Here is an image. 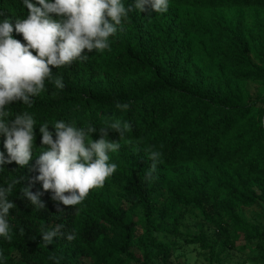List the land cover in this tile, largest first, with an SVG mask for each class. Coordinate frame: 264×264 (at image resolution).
<instances>
[{
	"label": "trees",
	"instance_id": "16d2710c",
	"mask_svg": "<svg viewBox=\"0 0 264 264\" xmlns=\"http://www.w3.org/2000/svg\"><path fill=\"white\" fill-rule=\"evenodd\" d=\"M31 2L39 6L37 0ZM131 8L129 17L122 20L123 30L109 38V49L91 53L85 49L86 60L53 68V75L63 78V89L46 81V90L31 98L32 107L19 101L6 107L9 119L28 112L36 126L29 164L21 168L12 162L0 168V186L24 178L9 197L16 205L7 217L13 239L8 242L0 237V251L7 257L0 264H57L49 259L53 255L62 257L59 264H81L87 257L98 259L94 264H131L129 250L138 223L128 218L125 206L108 201L99 190L86 207L65 206L52 200V193L45 192L41 182H32L38 175L34 166L42 151L41 124H49L54 139L52 125L58 120L78 128L94 126L97 131L92 138L98 139L99 128L113 118L131 125L121 145L144 141L145 147L155 146L163 154V163L157 165L151 180L145 176L150 159L138 162L125 178L127 193L142 208V225L151 238L165 230L158 219L163 205L177 201L198 209L220 240L229 239L230 222L237 234L250 233L253 228L264 260V229L252 226L239 212L261 206L264 214V66L259 74L255 62L264 50V37L257 31L264 23V0H169V8L162 14L150 8L140 12L135 4ZM27 14L23 0H0V22L8 18L14 27L16 19ZM12 35L27 43L15 30ZM225 51L235 66V78L229 74ZM194 67L201 72V82L181 77L182 69ZM207 75L227 82L218 89H204ZM257 81L263 94L254 100L247 84ZM98 82L117 88L120 95L109 98L86 92ZM117 101L130 106L118 109ZM256 103L262 107H254ZM118 135L109 130L110 139L116 140ZM4 139L0 135V152L7 157ZM176 167H201L210 174L172 179ZM30 182L32 192L42 193L43 209L22 197L20 188ZM212 185L221 189L220 210L216 204L210 208L205 204L215 192ZM57 225H63L65 234L74 233L76 239L54 238L52 245L43 246L41 228ZM116 228L119 234L114 241ZM186 242L199 244L211 256L218 243L210 241L205 232L187 237ZM164 253L162 263L170 264L168 250Z\"/></svg>",
	"mask_w": 264,
	"mask_h": 264
},
{
	"label": "clouds",
	"instance_id": "9594fccd",
	"mask_svg": "<svg viewBox=\"0 0 264 264\" xmlns=\"http://www.w3.org/2000/svg\"><path fill=\"white\" fill-rule=\"evenodd\" d=\"M23 0L28 9L27 17L16 19L13 27L10 19L0 22V135L5 137L4 152H0V168L15 162L21 168L33 159L34 128L36 121L28 112L9 119L6 107L13 102H22L32 107V97L46 90V81L57 89L65 87L61 76L53 75V68L59 69L71 65L77 60H86L85 49L103 52L110 48L109 38L123 30L122 20L129 17L131 7H125L122 0ZM135 8L140 12L149 8L155 13H165L169 0H136ZM55 14L56 18H53ZM22 34L26 44L13 38V31ZM35 52V54H33ZM128 103L117 101L121 110L129 108ZM39 127L42 151L36 159L34 170L38 175L32 182L39 181L45 192L52 193L51 199L65 206L81 204L90 190L102 188L106 180L117 170L116 163H110L109 153L117 152L120 141L131 131L128 122L110 119L99 128V138L93 139L97 131L94 126L78 128L73 123L58 120L52 125ZM109 130L118 133V139L109 138ZM148 159L152 161L145 173L146 179H152L157 165L163 163L162 152L155 146H147ZM23 177L13 179L7 186H0V237L11 242L13 236L8 215L16 205L9 197ZM32 183L20 188L22 197H26L36 209L45 207L42 193L31 191ZM63 225L52 229L41 228L43 246L54 243V238L64 237L69 242L76 239L74 233L65 234ZM24 234V229H20ZM49 259L57 261L54 255ZM7 257L0 251V261Z\"/></svg>",
	"mask_w": 264,
	"mask_h": 264
},
{
	"label": "rangeland",
	"instance_id": "374dc122",
	"mask_svg": "<svg viewBox=\"0 0 264 264\" xmlns=\"http://www.w3.org/2000/svg\"><path fill=\"white\" fill-rule=\"evenodd\" d=\"M126 7H131L136 3V0H122ZM261 36L264 37V23L258 25ZM227 51L224 52V60L229 63V74L234 78L236 69L229 59ZM256 70L261 74V66H264V50H261L260 58L255 60ZM53 71V69H52ZM181 77L186 81L201 82V72L198 68H184L181 70ZM204 89H218L226 84V80L217 82L210 75H207ZM260 82H248L247 87L250 90L254 100H257L261 94ZM264 85V78H263ZM261 83V84H262ZM89 94L98 93L103 97L116 98L120 95V90L115 87L106 88L99 82L93 87H89L86 91ZM137 96L139 93H135ZM254 107H262L259 103L253 104ZM264 126V115H263ZM145 142L133 140L130 143L121 145L120 149L115 153H109L110 163L117 164V170L109 177L102 188H94L90 190L86 199L80 204L86 207L91 198L96 194L97 190L105 193L108 201H115L125 206L129 211V219L138 223V228L135 235V240L129 250L131 264H163V256L165 250H168V262L170 264H264L261 260V251L257 248L259 239L254 237V229L250 233L237 234L234 225L230 222L228 225L229 239L220 240L219 234L215 227L206 222L201 212L194 208L185 206L182 203L173 201L166 203L161 208L158 219L165 227L164 231L155 234V239L151 238L142 225V208L134 205L130 195L127 193L128 183L126 174H131L132 170L138 165V162H149L148 152L145 150ZM171 174L172 179L180 178L181 176H191L196 179L198 177L208 176L210 171L201 167H176ZM214 184V183H213ZM215 191L211 195V199L206 202L208 208L212 204H216L220 210L221 189L212 185ZM163 204V203H162ZM239 212L250 222L254 227L261 230L264 229V214L261 206L251 208H241ZM84 218V215L83 217ZM200 232H205L210 241L217 240L215 255L211 256L209 251L200 247L199 244L187 243L186 238L192 237ZM119 234V229H115V238ZM98 259L95 257L83 258L81 264H94ZM214 260V261H213Z\"/></svg>",
	"mask_w": 264,
	"mask_h": 264
}]
</instances>
